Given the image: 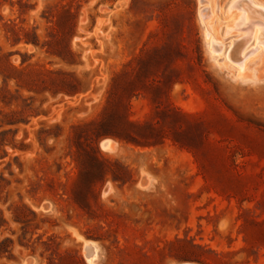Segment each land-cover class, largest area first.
<instances>
[{
  "label": "rangeland",
  "instance_id": "374dc122",
  "mask_svg": "<svg viewBox=\"0 0 264 264\" xmlns=\"http://www.w3.org/2000/svg\"><path fill=\"white\" fill-rule=\"evenodd\" d=\"M216 2L0 0V264H264V51Z\"/></svg>",
  "mask_w": 264,
  "mask_h": 264
},
{
  "label": "bare ground",
  "instance_id": "6f19581e",
  "mask_svg": "<svg viewBox=\"0 0 264 264\" xmlns=\"http://www.w3.org/2000/svg\"><path fill=\"white\" fill-rule=\"evenodd\" d=\"M213 8L210 10L212 15L217 10V8ZM207 10L209 11L205 7L201 13L202 21L206 25L205 35L211 41L212 52L221 56L223 40L206 23ZM225 13L226 17L230 19V22L226 24L225 35L228 36L231 42H229V50L224 56V62L230 64L240 74L244 70L246 61L255 52L264 51V7L256 4L253 0H232ZM249 42H252L254 46L248 50L247 45Z\"/></svg>",
  "mask_w": 264,
  "mask_h": 264
},
{
  "label": "trees",
  "instance_id": "16d2710c",
  "mask_svg": "<svg viewBox=\"0 0 264 264\" xmlns=\"http://www.w3.org/2000/svg\"><path fill=\"white\" fill-rule=\"evenodd\" d=\"M34 36H35V35H34ZM21 40H24L25 43L33 42V41L29 40V39L26 38V37L23 38V39L19 38L17 35H13V37H12V43H13V44H17V43H19Z\"/></svg>",
  "mask_w": 264,
  "mask_h": 264
}]
</instances>
